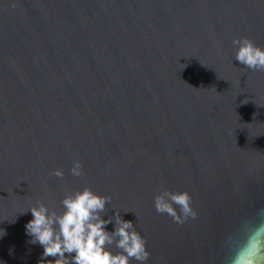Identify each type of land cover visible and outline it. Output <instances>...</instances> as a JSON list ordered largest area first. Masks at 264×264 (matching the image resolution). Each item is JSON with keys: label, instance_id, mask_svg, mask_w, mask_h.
<instances>
[{"label": "water", "instance_id": "obj_1", "mask_svg": "<svg viewBox=\"0 0 264 264\" xmlns=\"http://www.w3.org/2000/svg\"><path fill=\"white\" fill-rule=\"evenodd\" d=\"M245 37L264 48V0H0V264H46L29 208L60 212L86 185L133 221L146 264H230L264 206V71L234 59ZM165 189L196 217L157 213Z\"/></svg>", "mask_w": 264, "mask_h": 264}, {"label": "clouds", "instance_id": "obj_2", "mask_svg": "<svg viewBox=\"0 0 264 264\" xmlns=\"http://www.w3.org/2000/svg\"><path fill=\"white\" fill-rule=\"evenodd\" d=\"M232 44L236 49L234 59L239 64L252 71H264V48L246 37L234 38ZM70 174L84 175L80 161L73 162ZM52 175L64 178L62 169H55ZM110 201V196L101 195L87 185L66 192L60 201V212L50 210L43 200H37L28 210L32 219L25 225V231L32 238V244L42 246L41 260L46 264H131L133 260L146 264L150 252L145 238L136 230L133 221L115 212L106 213ZM191 205L192 197L187 191L165 189L154 197L156 212L172 217L176 223L196 217ZM262 214L264 206L256 210L245 240L233 251L230 264H264ZM110 224L112 230H108Z\"/></svg>", "mask_w": 264, "mask_h": 264}]
</instances>
